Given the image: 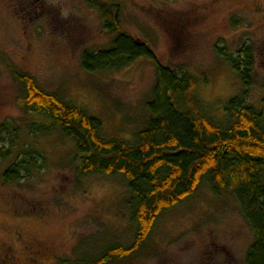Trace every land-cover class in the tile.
Masks as SVG:
<instances>
[{"label": "rangeland", "instance_id": "1", "mask_svg": "<svg viewBox=\"0 0 264 264\" xmlns=\"http://www.w3.org/2000/svg\"><path fill=\"white\" fill-rule=\"evenodd\" d=\"M103 1L120 4L124 32L144 41L159 63L197 79L203 112L217 123L224 103L242 87L215 48L236 55L249 47L254 64L247 102L264 115V0ZM110 38L84 0H0V125L18 128L15 149L0 163V264H79L73 260L82 257L83 242L88 255H97L133 241L124 180L81 175L70 142L31 133L33 113L23 109L8 67L98 118L102 134L124 140L144 126L155 69L138 59L118 72L83 71L82 52L105 49ZM28 142L38 168L27 179L4 183L2 172ZM252 241L235 198L228 190L214 195L204 180L159 216L142 250L113 264H245Z\"/></svg>", "mask_w": 264, "mask_h": 264}, {"label": "trees", "instance_id": "2", "mask_svg": "<svg viewBox=\"0 0 264 264\" xmlns=\"http://www.w3.org/2000/svg\"><path fill=\"white\" fill-rule=\"evenodd\" d=\"M84 2L98 12L111 38L105 49L82 52V70L118 72L146 59L154 66L155 81L144 103L147 116L143 128L121 140L102 134L101 121L85 109L61 95L42 91L32 77L8 65L20 85L23 109L34 116L30 132L54 133L70 142L71 162L78 164L81 175H119L131 195L126 201L134 224L131 244L110 245L97 255H88L83 242L79 245L82 257L73 262L113 264L132 257L143 249L159 216L194 194L206 180L214 195L221 190L231 193L253 234L245 264H264V115L247 102L254 64L250 48L243 47L236 55L215 48L242 87L224 103L223 121L217 123L204 114L195 93L198 81L189 71L162 65L144 41L124 32L119 3ZM37 117L43 121H36ZM17 135L13 123L0 125V163L11 156ZM34 149L28 142L17 150L15 156L21 158L2 172L4 183L31 176L38 168Z\"/></svg>", "mask_w": 264, "mask_h": 264}, {"label": "flooded vegetation", "instance_id": "3", "mask_svg": "<svg viewBox=\"0 0 264 264\" xmlns=\"http://www.w3.org/2000/svg\"><path fill=\"white\" fill-rule=\"evenodd\" d=\"M33 261V264H34V260H32ZM38 263H40V262H38Z\"/></svg>", "mask_w": 264, "mask_h": 264}]
</instances>
